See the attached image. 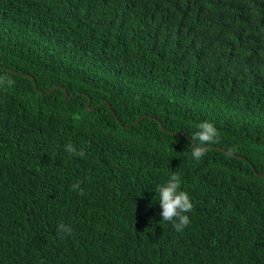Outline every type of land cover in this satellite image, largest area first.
Returning a JSON list of instances; mask_svg holds the SVG:
<instances>
[{"label":"trees","instance_id":"trees-1","mask_svg":"<svg viewBox=\"0 0 264 264\" xmlns=\"http://www.w3.org/2000/svg\"><path fill=\"white\" fill-rule=\"evenodd\" d=\"M3 75L0 264H264V0H0Z\"/></svg>","mask_w":264,"mask_h":264},{"label":"clouds","instance_id":"clouds-1","mask_svg":"<svg viewBox=\"0 0 264 264\" xmlns=\"http://www.w3.org/2000/svg\"><path fill=\"white\" fill-rule=\"evenodd\" d=\"M15 81L8 75L0 76V85H13ZM220 133L215 123L209 120H203L197 125V131L191 135L189 146L191 147V156L199 161L207 155L210 147L219 142ZM64 150L81 158L86 156L85 150L69 142L64 145ZM81 181L74 182L71 185L72 191H78L84 194L81 188ZM181 177L179 173L173 172L165 184L157 186L159 194V204L162 208L160 215L161 222H172L178 232H182L190 223V218L186 214L193 210V203L189 194L181 190ZM71 225L60 222L57 227V234L61 238H67L72 234Z\"/></svg>","mask_w":264,"mask_h":264}]
</instances>
